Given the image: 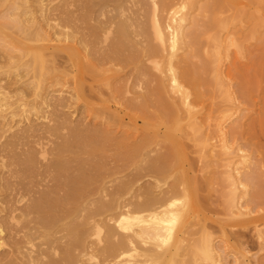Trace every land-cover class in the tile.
Returning a JSON list of instances; mask_svg holds the SVG:
<instances>
[{
	"label": "bare ground",
	"instance_id": "obj_1",
	"mask_svg": "<svg viewBox=\"0 0 264 264\" xmlns=\"http://www.w3.org/2000/svg\"><path fill=\"white\" fill-rule=\"evenodd\" d=\"M52 1L0 0V264H248L206 228L220 177L264 245V0Z\"/></svg>",
	"mask_w": 264,
	"mask_h": 264
},
{
	"label": "rangeland",
	"instance_id": "obj_2",
	"mask_svg": "<svg viewBox=\"0 0 264 264\" xmlns=\"http://www.w3.org/2000/svg\"><path fill=\"white\" fill-rule=\"evenodd\" d=\"M58 2V0H53L52 2H51V4H55V3H57ZM5 9V7L4 6H0V12H2L3 10ZM71 9H75V6L73 5V6H71ZM2 55L3 54H0V62H3L4 61V59H3V57H2ZM61 59V61H62V58H60ZM261 89H262V92H264V79H262V81H261ZM70 88H71V81L69 80L68 82H66L65 83V85L61 88V92H62V96H64L65 97V99H66V107H65V110L66 111H68V116H69V118H70V120H79V119H81V118H84L85 120H89L90 119V117L89 116H86L85 114H83V113H81V112H79L76 108H75V104H74V102H73V100H72V98L70 97V93L71 92H68L69 90H70ZM262 92L260 93V96H261V94H262ZM92 95V94H91ZM262 95H264V94H262ZM88 96H90L89 94H88ZM90 98L91 99H95V95L94 96H90ZM51 108H49V110H50ZM249 115H251L252 114V112H250V113H248ZM47 115H48V118H51L52 117V111H48L47 112ZM126 120V119H125ZM140 120H138L137 121V125H140ZM21 124V123H20ZM21 125H23V123L21 124ZM14 131V130H13ZM11 133V132H10ZM10 133H7L3 138H2V140L1 141H3V140H5V139H7L8 137H9V135H10ZM260 141H259V143H258V145H259V148H261V151H260V154L259 155H257L256 153V157H258L259 158V160H260V163H261V165H264V136H261L260 137V139H259ZM190 147V146H189ZM190 148H188V150H189ZM187 150V148H186V151H188ZM190 155H192V159L193 158H195V156H194V154H192L191 153V149H190ZM253 156V155H252ZM255 156V155H254ZM197 160H194L193 161V166L195 167V168H198V166H199V163H197L196 162ZM40 162H41V164H43V163H45L46 162V160H44V159H41L40 160ZM198 166H197V165ZM4 170H6V168H4ZM262 170H264V169H262ZM12 180H11V183H12V185H13V189H11V190H9V194H8V200H10L11 202L9 203V205H11V206H13L14 208H15V212H14V214H19V213H21L22 211H23V209H24V207H25V205H26V203L29 201V199L30 198H32L33 196H35V195H37L38 194V191L39 190H43V189H45V187L47 186V185H50V179H49V177L48 176H46L44 173H41L39 176H37L36 177V182H38V184L36 185V186H34L33 188H32V190H27V189H25L24 187H23V183H22V180L21 179H19V178H11ZM219 183H217L216 182V184H215V193H213L212 192V201H213V205H212V208H213V210H214V212L216 213V214H214V213H211V215H213L214 217V220L212 221H208L207 222V228H206V232L208 233V235L209 236H211V238H212V242H213V244L214 243H216V244H214L217 248H219V251H221V252H223V251H225V252H227V251H229V244H231V241H232V243H233V238L234 237H232V239H231V236H232V234H234V236H236V235H241V236H243V238L245 239V241H246V243L244 244V246L246 247V249H247V255H248V260H247V262H248V264H259V261L262 259V261H264V245H262L260 242V240L261 239H259V238H256V236H255V233H254V231L251 229V227L249 228H243V227H241V228H243V229H241L239 226H232V228H231V226L229 227V225L228 224H230L229 222H231L232 220H228L227 222V224L225 223V221H224V224L222 223H219L220 222V218L219 217H224L225 216V212H226V203L224 202V200L222 199V202L220 201L221 199V197H218V196H220L217 192L219 191V190H221V189H219V188H221L222 186H223V183H222V181H221V179H220V177L218 178V180H217ZM217 185V186H216ZM221 185V186H220ZM217 190V191H216ZM216 197V198H215ZM217 198H218V201H220V202H217ZM214 202H216V206L214 205ZM220 204V206H219V204ZM222 204V205H221ZM223 205H224V207H223ZM257 206L258 207H253V205L251 204V206L250 207H252V209H255V210H253L252 212H250L249 213V215H246V216H250V217H252V216H254V217H257V214H262V213H264V200H261V202L259 201L258 202V204H257ZM218 210V211H217ZM222 212H224V213H222ZM260 212V213H259ZM219 215V216H218ZM218 219H217V218ZM226 217V216H225ZM237 217V216H236ZM239 217V216H238ZM234 218V220L235 221H237V219L239 220V219H241L242 218V216L240 217V218ZM222 219V218H221ZM219 220V221H218ZM223 220V219H222ZM232 221V222H235V221ZM223 225H226V227H228V229L226 230V228L223 226ZM228 225V226H227ZM221 226H223L224 228L222 229L221 228ZM234 227V228H233ZM237 227V228H236ZM209 229V230H208ZM223 230H225V231H223ZM231 231V232H230ZM221 232V233H220ZM240 232L242 233V234H240ZM228 233V234H227ZM232 233V234H231ZM221 234V235H220ZM231 235V236H230ZM190 234L189 233H187L186 234V237L189 239L190 237ZM223 237V238H222ZM187 238H186V242L188 241L187 240ZM242 238V239H243ZM215 239H217V240H215ZM230 239H231V241H230ZM243 239V240H244ZM185 242V243H186ZM228 244V245H227ZM234 244V243H233ZM261 245V247H259ZM219 246V247H218ZM220 246H221V248H220ZM228 249H227V248ZM229 258H231V257H229ZM258 260V261H257Z\"/></svg>",
	"mask_w": 264,
	"mask_h": 264
}]
</instances>
